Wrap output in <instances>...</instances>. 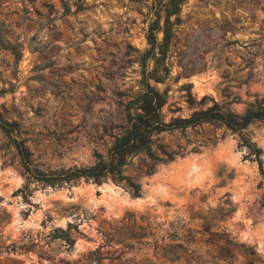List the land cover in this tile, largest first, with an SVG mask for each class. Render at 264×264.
Listing matches in <instances>:
<instances>
[{
    "label": "rangeland",
    "instance_id": "1",
    "mask_svg": "<svg viewBox=\"0 0 264 264\" xmlns=\"http://www.w3.org/2000/svg\"><path fill=\"white\" fill-rule=\"evenodd\" d=\"M154 4L0 0V116L11 121L0 128V264H264L261 120L158 132L155 152L172 157L132 156L121 173L136 192L108 175L38 177L105 158L153 67L152 51L141 60ZM169 19L167 71L148 78L166 90L164 120L213 102L233 113L264 104V0H183Z\"/></svg>",
    "mask_w": 264,
    "mask_h": 264
},
{
    "label": "trees",
    "instance_id": "2",
    "mask_svg": "<svg viewBox=\"0 0 264 264\" xmlns=\"http://www.w3.org/2000/svg\"><path fill=\"white\" fill-rule=\"evenodd\" d=\"M154 2L156 18L148 24L146 29L145 38L149 43V47L144 50L143 59L141 60V63H144V58L152 51L153 54L150 55L153 58V67L149 70H143L141 91L124 103L123 124L118 132L112 135L105 158L97 159V161L87 166V168L60 169L58 172L53 171L54 173L40 174L38 177L42 180L51 184H59L80 174L91 177L94 180H100L108 175L116 179L125 178L131 189L136 192L137 184L128 180L121 173L122 167L130 161L132 156L137 154L147 156L152 163L171 158L172 154L162 148H159L158 152H155L154 144L158 132L169 127L192 125L204 120L220 122L231 129L243 127L252 120L264 122V104L256 100L251 101L241 113L220 110L216 106V103L213 102L205 108L193 109L188 116L173 117L169 120L163 119L161 107L166 101V90H159L156 86L149 83L148 78L160 81L162 75L158 71H167L166 66L163 64L159 65L158 60L164 55L171 35V24L173 22L169 19V16L170 14H177L179 12L180 4L183 0H154ZM160 11L163 13L162 24H159L158 21ZM158 30L162 32L159 42L156 41L155 36V32ZM154 47H157L158 55L154 54ZM158 66L161 67L158 69ZM190 85V82H188L187 86ZM186 101L189 103L195 101L189 91ZM10 126L11 121L5 120L0 116L1 130L8 134ZM15 145L22 165L25 169H28L29 151L20 141H16Z\"/></svg>",
    "mask_w": 264,
    "mask_h": 264
},
{
    "label": "bare ground",
    "instance_id": "3",
    "mask_svg": "<svg viewBox=\"0 0 264 264\" xmlns=\"http://www.w3.org/2000/svg\"><path fill=\"white\" fill-rule=\"evenodd\" d=\"M203 163H204V162H203ZM205 168H206V167H205ZM206 169H207V168H206ZM202 174H204V173H202ZM198 175H199V174H198ZM195 177H196V176H195ZM195 177H194V178H195Z\"/></svg>",
    "mask_w": 264,
    "mask_h": 264
}]
</instances>
